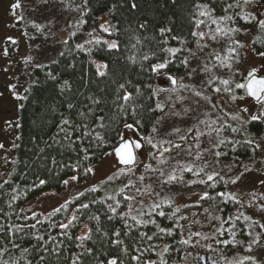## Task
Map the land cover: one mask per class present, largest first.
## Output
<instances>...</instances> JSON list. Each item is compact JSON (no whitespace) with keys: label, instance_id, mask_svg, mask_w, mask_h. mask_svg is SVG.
I'll use <instances>...</instances> for the list:
<instances>
[{"label":"trees","instance_id":"obj_1","mask_svg":"<svg viewBox=\"0 0 264 264\" xmlns=\"http://www.w3.org/2000/svg\"><path fill=\"white\" fill-rule=\"evenodd\" d=\"M15 1L14 25L25 28L31 58L13 164L0 184V264H229L233 253L262 248L255 215L223 172L250 159L255 145L233 122L196 110L190 125L161 133L167 113L154 87L161 71L177 80L207 63L203 97L226 98L242 59L234 26L253 30L264 53V25L240 13L238 0H69L64 12L71 19L76 6L77 23L43 31L52 25L44 12L67 0ZM101 20L105 37L83 43ZM127 124L146 137L144 165L119 167L50 213H27L40 194L87 177ZM248 127L260 134L263 121ZM211 138L215 149L205 153Z\"/></svg>","mask_w":264,"mask_h":264},{"label":"rangeland","instance_id":"obj_2","mask_svg":"<svg viewBox=\"0 0 264 264\" xmlns=\"http://www.w3.org/2000/svg\"><path fill=\"white\" fill-rule=\"evenodd\" d=\"M62 4L61 8L50 7L45 13L46 19L52 22V25L39 26L43 31L63 29L64 25H74L77 21V9L73 7L71 19H67L64 8L68 4ZM239 12L250 15L255 24L261 26L264 21V0H238ZM15 0H0V184L6 180L8 172L12 166L14 151L16 149V128H17V107L19 98L27 84V78L23 76L26 61L31 58L28 37L25 34V28L16 26L15 21L18 16L15 14ZM70 10V6H68ZM32 11V9H28ZM37 16L44 13L35 10ZM70 12V11H69ZM35 13V12H34ZM66 22V23H64ZM60 23V24H57ZM63 23V24H62ZM107 21L101 20V23L95 29L85 33L82 42L91 41L96 38L105 37L107 30ZM66 28V27H65ZM238 31V43L242 46V59L238 65L236 75L231 82L230 93L225 97H216L212 99L209 96L203 97L200 83L206 73L211 72V66L203 63L199 67L191 66L181 78L175 79L171 84L167 80V73H159L155 80V93L160 103L161 112L167 113L161 122L160 131L164 133L168 128L175 125L183 128L190 125L194 120V111H203L212 119L222 118L233 122L243 131L245 140L255 145V153L250 159L231 162L223 166L225 180L230 193L239 198L248 212L256 218L264 237V99H252L246 93L244 87L247 79L251 76L262 75L264 77V53L255 51L253 39L254 31L248 27L234 26ZM67 29L60 31L62 39L67 36ZM203 41V39H202ZM6 42H12L14 47H7ZM202 44V42H201ZM206 45L202 44L201 48ZM201 55L197 52L195 56ZM51 60V59H50ZM49 61V60H47ZM249 73H252L250 76ZM261 96H264V92ZM172 107H171V105ZM171 113V114H168ZM257 117V119H252ZM251 120H262L263 128L260 134H255L248 130V124ZM197 122V121H196ZM131 125V124H127ZM121 142L130 140L138 142L140 148L136 150V162L133 168L139 169L148 160V151L145 144V136H142L135 126L123 127L121 131ZM203 151H212L215 149V143L212 138L202 143ZM120 166L114 157V152L107 151L101 162L92 164L88 168V176L75 179L70 177L67 185L60 193L45 192L32 199L26 204L27 213L47 214L52 210L59 208L63 203L71 200L73 196L79 195L83 190L90 188L107 177ZM194 197L185 198L193 200ZM257 211V212H256ZM87 227H84L81 235H86ZM260 249H253V253H233L228 260L229 264H264V241Z\"/></svg>","mask_w":264,"mask_h":264},{"label":"water","instance_id":"obj_3","mask_svg":"<svg viewBox=\"0 0 264 264\" xmlns=\"http://www.w3.org/2000/svg\"><path fill=\"white\" fill-rule=\"evenodd\" d=\"M253 78H255V79H262V78H264V77H262V76H251V77H249V78L247 79L246 83H245V87H244V89H245L246 93L248 94V96H249L250 98L255 99V100H258V98H257L256 96H252V95L248 92V89H247V85H248V83H249ZM171 81H172L173 84L175 83L174 79H172ZM263 92H264V91H261V92L259 93V95L261 96ZM125 143L128 144L129 149L131 150V153H132V157H133V159H132V162H131V163H124V162H123V160H126V159L128 158V150H129V149H125V148L122 147V145H124ZM137 144H139V143H138V142H134V144H133V142H131L130 140H125V141H122L121 143H119L116 147H114V149H113L114 157H115V159H117V163H118V165H119L120 167L123 168V167H126V166H133V164L136 162V159H137V158H136V154H135V147H136ZM136 148H138V147H136ZM139 148H140V147H139ZM118 149H120V153H119V154H118V152H117Z\"/></svg>","mask_w":264,"mask_h":264},{"label":"snow or ice","instance_id":"obj_4","mask_svg":"<svg viewBox=\"0 0 264 264\" xmlns=\"http://www.w3.org/2000/svg\"><path fill=\"white\" fill-rule=\"evenodd\" d=\"M262 25H264V21L261 22ZM111 47H115V44L110 45ZM157 67L163 68L164 65H157ZM249 75L251 76L252 73H249ZM225 83H227L225 81ZM237 87H245V85H237ZM247 89L248 92L252 95V96H256L258 99H264V96H260L259 93L261 91H264V78L262 79H255L253 78L247 85ZM127 99V97H126ZM252 119H257V117H252ZM126 127H131V125H126ZM123 148L125 149H129L128 144H124L122 145ZM136 147H140L139 144L136 145ZM118 154L120 153V149L117 150ZM132 153L131 150H128V158L126 160H123L124 163H131L132 162ZM73 179H75V177H73ZM209 179H211V177H209ZM41 183H43V181H41ZM110 264H115V261H111Z\"/></svg>","mask_w":264,"mask_h":264},{"label":"flooded vegetation","instance_id":"obj_5","mask_svg":"<svg viewBox=\"0 0 264 264\" xmlns=\"http://www.w3.org/2000/svg\"><path fill=\"white\" fill-rule=\"evenodd\" d=\"M259 76H262V75H259ZM165 81H169V82H171L172 83V81H171V78L170 77H168L167 76V80H165ZM133 142V144H134V141H132ZM136 150H137V148L135 147V154H136Z\"/></svg>","mask_w":264,"mask_h":264}]
</instances>
